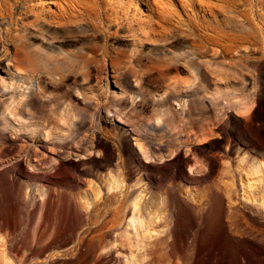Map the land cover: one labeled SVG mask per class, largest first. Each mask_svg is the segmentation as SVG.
Wrapping results in <instances>:
<instances>
[{"label":"bare ground","instance_id":"6f19581e","mask_svg":"<svg viewBox=\"0 0 264 264\" xmlns=\"http://www.w3.org/2000/svg\"><path fill=\"white\" fill-rule=\"evenodd\" d=\"M248 1L105 0L103 3L101 0L100 3L99 0H0V42L10 36L14 28H19L16 30L18 34L11 36L18 38L20 35L22 42L8 48L0 47V90H11L12 81L15 80L28 82L31 93L22 103L19 114L30 118V107L44 100L45 94L40 89L43 83L63 86L83 81L87 85L94 82L98 84L108 77L103 75L105 67L108 66L109 72H113L115 95H124L127 97L126 102L132 103L134 86L131 76L134 69H127L124 64L140 62L138 57L120 59L116 52L110 51L102 59L100 54L94 52L92 55H85L89 63L81 73L71 69L68 64L56 61L52 66L48 62H42L47 75L44 80L27 75L29 70L35 71L40 64L33 54L37 57H49L65 53L58 45L66 41L61 39L62 33L50 30L47 26L55 24L82 31L87 30V24L103 26L102 29L108 30L112 27L119 30L125 27L128 32H135L137 42L157 38L168 41L169 45L181 40L177 39V32L182 36L184 34L186 38L190 36L194 39L190 61L197 65L196 76L185 90L192 87L194 91L201 93L204 99H208L210 104H215L214 100L218 101L213 97L217 94L240 97L239 105L249 111L258 107L256 113L264 117V53L246 44L254 43L251 38H257L255 34L258 31L251 29L247 32H234L227 24L229 18L247 20L245 12L242 14V11L246 9ZM260 2L264 4V0ZM20 3L23 4L24 10L19 16L16 15L17 23L13 25L14 10L20 7H17ZM259 13H263L261 19L264 20V7ZM26 17H32L33 20L27 21ZM260 29L264 35V21ZM32 38H39L43 43H35L31 41ZM163 50L164 48L160 49ZM165 51L166 54L168 51ZM239 52L243 53L237 55ZM207 54L210 57H207ZM229 55L236 60L227 65L225 60H228ZM199 57L203 58L202 62L197 61ZM160 63L158 59L152 61L157 70V80L164 86L169 70L163 68ZM6 79H10L11 85L4 83ZM218 81H225V86L219 85ZM105 108L110 112L108 105ZM239 117L233 115L237 122ZM261 130H264V127ZM12 134L16 136L15 139L0 137V142L6 144L0 148L2 196H5L4 190L9 188L8 185L12 182L13 172L24 173L28 180H39L43 183L44 191L43 197L38 200L41 203V216L34 236L30 235L25 241L10 242L6 250L1 251L2 264H14L11 257L16 258L22 250L39 256V264H199L203 245L211 242L214 237L218 241L222 237L231 238L232 249L236 247L240 250L238 261L232 264H264V220L246 212V209H250L257 214H263L264 190L261 188L257 191L251 190L244 199L238 193L235 178L231 177V180L223 182L224 185L220 184V189L213 191L209 199L193 196L191 193L184 196L182 191L172 193L165 204L170 212L168 220V217L162 216L165 206L163 207L162 202L153 200V197L147 199L137 196L131 200L130 197L136 189L127 182L130 172L119 173V176H111L110 173L104 175L107 171L113 172L117 169L113 162L116 151L103 142L98 131L92 132V141L88 146H77L75 149L69 146L71 144L67 137L63 139L62 144L55 140H43L36 131L27 134L11 132ZM237 135L236 132L231 133L227 140L232 149L240 152L242 159L249 157L248 152L253 153L254 148L262 146L254 139L246 140L247 143L240 142ZM135 139L139 153L142 159H145V163L141 165L149 181L153 180L157 171L146 164L150 160L182 171L186 184L196 186L200 183L193 175L195 172H214L216 165L224 159L219 153L205 150V166L200 168L198 165H192L187 170L193 160L189 156L177 157L170 164L164 154L155 155L152 151L154 146L143 147L142 137L137 136ZM243 146L249 147V151H245ZM58 150L57 154H52ZM10 151L18 152L20 158L12 160ZM188 152L189 150L185 153ZM85 154L93 155V162L98 167L94 165L80 173V164L74 163L75 172L79 173H72L67 161L73 156L82 159ZM214 157L216 160L212 159ZM46 164H49L48 168L44 167ZM52 169L56 171L50 174ZM74 174L77 182L90 185L92 197L88 191L81 194L78 200H71L62 190L68 186L66 180ZM89 177H95L96 180ZM262 179L263 177L260 180ZM143 183V179L139 178L138 184ZM121 194H125L124 199L115 208L110 209L109 216L104 218L96 229L91 230V234H79L70 248L61 250L72 240L76 225L75 223L72 226V213L82 219L89 215L92 209H97L103 202ZM228 208L242 211L245 214V224L233 226L228 223L225 219ZM14 215L15 213H12V217L8 218L0 214L1 230L12 229L15 224ZM194 220L195 232L187 237L189 223ZM163 243L167 244V248L161 247ZM187 246L188 252H185ZM159 250L163 251L159 253Z\"/></svg>","mask_w":264,"mask_h":264},{"label":"rangeland","instance_id":"374dc122","mask_svg":"<svg viewBox=\"0 0 264 264\" xmlns=\"http://www.w3.org/2000/svg\"><path fill=\"white\" fill-rule=\"evenodd\" d=\"M99 1L101 3V0ZM102 1L104 3L105 0ZM260 1H248L249 4L247 3L246 9L242 11V14L245 12L244 15L247 17L246 21L241 18H229L227 24L234 32H241L242 30L247 32L251 29L258 31L255 34L257 38H251L254 43L246 44L263 54L264 35L260 28L264 20L261 19L263 13L259 12L264 4ZM22 5L20 3L17 6L20 7H16L17 9L14 10L13 25L17 23V16L24 10ZM26 18L27 21L33 20L32 17ZM47 27L62 33L61 39L66 41L60 42L58 45L65 53L49 57H37L36 54H33L36 56L35 60L40 61V64L35 71L29 70L27 75L30 77L33 75L44 80L47 75L42 62H48L52 66L56 61L68 64L71 69L81 73L85 71L89 63V59L85 55H92L94 52L100 54L99 57L102 59L110 51L111 53L116 52L120 59L122 57V59L127 60L130 56L138 57L141 59L140 62L124 64L127 69H134L131 76L134 86L131 98L133 102L127 103V97L124 95H115L113 72H109L108 66H106L103 75L108 77L98 84L94 82L87 85L80 81L60 86L46 81L48 83H43L40 88L45 94L44 100L43 102H36L30 107L29 113H32V117L28 118L19 114V109L29 97L31 90L28 88V82L25 83L21 79L15 80L12 81L13 88L11 90H0V137L15 139L16 136L11 135V132L27 134L36 131L46 141L55 140L64 144L63 139L67 137L71 144L69 146L75 149L77 146H88L92 141V132L98 131L104 140L103 142L116 151L113 162L117 169L113 172L107 171L104 175L110 173L111 176H119V173L130 172L127 182L136 189V192L130 197L131 200L137 196L147 199L153 197V200L156 199L162 202L163 207L165 206V209H162V216L168 217V220L170 212L169 207H166L165 204L172 193L182 191L184 196L191 193L193 196L198 195L201 198L209 199L214 193L213 191L220 189V184L224 185L223 182L231 180V177L235 178V186L238 187V193L243 198L248 196L251 190L256 189L257 191L260 188L264 190V130H261L264 127V117L256 113L258 107L249 111L246 107L239 105L240 97H232L230 94H217L213 97L217 98L218 101L214 100L215 104H210L208 99H204L203 95L194 91L192 87L185 90L196 76L195 67L197 65L190 61L193 51V37L187 36L186 38L184 34L182 36L176 32L177 39L181 38V40L169 45L168 41L164 42L157 38L137 42L135 32L130 33L125 27L120 30L117 27H112L108 30L102 29L103 26L87 24L86 27L88 28L85 31L55 24ZM17 29L19 30V28L13 29V35L14 33L18 34ZM11 35L8 36L9 38H5L7 41L1 40L0 47L8 48L14 44L22 43L19 39L20 35L18 38ZM31 41L43 43L39 38H32ZM162 48L164 50L160 51ZM165 49L168 51L166 54ZM245 51L249 52V50ZM5 53L2 52V54ZM241 53L243 52L236 54L241 55ZM209 54L207 57H210L211 54ZM155 59L160 60L161 66L169 70L168 79L164 86H161L163 83L157 80V70L152 64ZM201 59L203 58L199 57L196 60L200 62ZM227 59L225 60L227 65L236 60L232 55H229ZM224 82L218 81V84L225 86ZM4 83L11 85L10 79H6ZM106 105H108L110 112L106 110ZM233 115L240 116L238 122L233 118ZM79 123L81 124L79 125ZM235 132L238 133V141L247 143L246 140L254 139L260 142L262 146L254 148L253 153L248 152L250 153L249 157L242 159L243 156L240 152L232 149L231 143L227 140L230 134ZM137 136L142 137L143 147L154 146L152 151L155 155L164 154L170 164L177 157L189 156L193 160L187 170L192 165H198L200 168L205 166L207 156L205 150L219 153L224 159L216 165L214 172H195L193 175L198 178L200 183L196 186L186 184L185 175L182 171L150 160L146 164L157 171L154 173L153 180L149 181L146 179L145 170L142 169L141 164L145 163V159H142L139 153L135 139ZM31 142L28 144H32ZM5 145V143L0 142V148L5 147ZM64 147L66 148V146ZM243 147L246 148L245 151H249V147ZM187 150L189 152L186 154ZM58 152L59 150L53 153L48 151L52 154ZM9 156L12 160L20 158L16 151H10ZM93 157L89 154L83 155L82 159L73 156L70 161H67L71 172L76 173L74 163L80 164V173L94 165L97 168L98 165L93 162ZM212 159L216 160L215 157ZM44 167L48 168L49 164L44 165ZM52 170H50V174L56 171L55 169V171ZM12 175L9 188L3 189L5 196H2L0 190V214L11 218L12 213H15L13 218L15 224L12 225L11 230L0 229V257L1 251L6 250L10 242L25 241L30 235L34 236L41 216V203L38 200L43 197V183L37 179L28 180L24 173L13 172ZM261 177H263L262 180H260ZM89 178L96 180L95 177ZM139 178L143 179V184H138ZM66 183L68 186L62 190L68 194L71 200L73 198L78 200L81 194L88 191L92 197L90 185L77 182L75 174L74 176L70 175ZM124 195L121 194L118 197L108 199L97 209H92L89 215L82 219L78 218L76 213H72V226L76 223L72 240H70L69 245L61 250L70 248L79 234H91V230L96 229L104 218L109 216L110 209L120 204L119 202L124 199ZM246 212L261 217L262 221L264 220V212L257 214L250 209H246ZM225 219L233 226L245 224V214L242 211L228 208ZM191 222L188 226L187 237L195 232L196 222L195 220ZM232 245L231 238L222 237L218 241L214 237L211 242L203 245L199 264H232L238 261L240 250L236 247L232 249ZM161 247L167 248V244L163 243ZM184 250L188 252V246ZM162 251L159 250V253ZM11 258L14 264H39V256L27 250H22L16 258ZM0 263L2 264V260Z\"/></svg>","mask_w":264,"mask_h":264}]
</instances>
